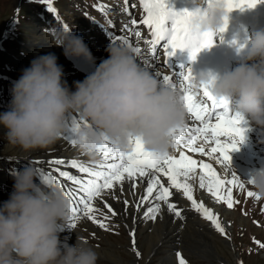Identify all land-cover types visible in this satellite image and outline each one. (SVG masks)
<instances>
[{
	"label": "clouds",
	"instance_id": "clouds-1",
	"mask_svg": "<svg viewBox=\"0 0 264 264\" xmlns=\"http://www.w3.org/2000/svg\"><path fill=\"white\" fill-rule=\"evenodd\" d=\"M193 3V31L218 33L229 17L223 5ZM51 36L52 45L62 48L66 58L95 62L83 38L71 29H55ZM105 52L107 58L91 74L73 82L74 90L54 53L36 55L12 83L8 109L0 112L7 145L27 155L71 132L80 152L92 159L105 143L118 154H128L136 139L157 156L174 150L173 133L188 119L183 91L162 84L128 47L110 43ZM238 55V64L222 74L192 73L188 88L209 87L233 114L264 134V30L255 32ZM73 114L78 121L69 120ZM12 179V191L0 203V264H97V251L81 237L76 236L74 244L60 239L71 215L64 193L46 184L31 166L14 172ZM244 183L264 198V166L253 170Z\"/></svg>",
	"mask_w": 264,
	"mask_h": 264
},
{
	"label": "snow or ice",
	"instance_id": "snow-or-ice-1",
	"mask_svg": "<svg viewBox=\"0 0 264 264\" xmlns=\"http://www.w3.org/2000/svg\"><path fill=\"white\" fill-rule=\"evenodd\" d=\"M48 4V11L55 12L51 6V0H41ZM129 4V0H124ZM209 4L223 5L226 13L234 9L253 8L264 0H208ZM145 15L138 22L131 18L128 24V31L133 33L137 40L141 37V26H146L151 33L152 39L146 41L150 45L149 56L155 61L157 45L163 42V48L166 59L165 65H168L169 58L173 56L177 49L187 50L189 58L195 60L197 53L202 49L209 48L214 42V37L225 32L228 18L225 16L224 24L216 34H200L193 31L192 18L190 11H173L167 0H140ZM135 7V5H131ZM57 19H59L57 17ZM67 31L69 27L64 26ZM115 39L122 42V45L128 47L137 56L142 54V49L127 38V36H117ZM234 43V42H233ZM151 67V64L145 63V69ZM156 77L164 85H172L183 91V105L189 117H191L196 126L189 128L186 124L173 133L175 149L179 151V156L165 154L157 156L145 151L142 142L139 139L133 140V148L128 154H118L110 144L105 143L99 152L102 163L92 167L76 159L63 160L54 159L44 161L52 172H45L36 168L42 180L49 186L58 187L71 203V215L69 217V227H75V220L82 214L88 220L98 225L104 231H110L112 228L111 220L116 217L117 212L113 207L104 203L103 207L106 213L95 207L97 200H103L104 197L117 199V192H125V184L130 190H135L140 180H147L145 193L142 194L134 206L139 210L147 204L144 211L145 220H155L161 211V204L166 205L167 210L173 213L177 218L183 219L182 212L176 204L171 202L173 193L170 189L182 192L183 196L191 202V207L200 213V215L210 221L211 225L221 235H226L219 219L213 212L204 207L202 203L193 198V189L188 182L200 169V187H207V191L218 201L226 204L228 209H232L239 203L232 197V187L244 188V183L233 172L229 180L222 179L209 163L203 160L194 159L191 155L185 153H199L201 156H209L217 160L226 169L231 167L230 153L237 150L239 142L244 140L245 129L241 127L245 123L244 118L239 114H233L227 106V102L216 99L209 87H202L199 95L202 99H197L188 84L192 79L191 68L184 69L179 73L172 72L171 75H162L159 71H154ZM70 121H78V117L73 114L69 117ZM79 126V124H77ZM63 139L72 146L76 145L71 132L62 136ZM37 163H40L37 161ZM61 166L73 168L83 174L78 178L69 174L66 170H61ZM55 172L59 173L65 181L70 184L62 185L57 179ZM87 177V179L83 178ZM162 177H166L167 186L162 182ZM249 197L259 200L260 197L253 191H248ZM124 210L127 211L129 201L122 199ZM132 237V251L136 256L140 253L135 248V233L130 231ZM178 264H187V261L177 252Z\"/></svg>",
	"mask_w": 264,
	"mask_h": 264
},
{
	"label": "rangeland",
	"instance_id": "rangeland-1",
	"mask_svg": "<svg viewBox=\"0 0 264 264\" xmlns=\"http://www.w3.org/2000/svg\"><path fill=\"white\" fill-rule=\"evenodd\" d=\"M131 5H135V7H131ZM51 6L55 12H49L48 4L42 3L41 0H0V112L8 109L12 82L19 78L21 70L28 67L36 55H44L49 52L60 55L62 63L58 64L63 66L65 79L70 89H73L74 81H82L95 70L97 65L91 66L83 58L68 59L64 56L62 48L53 46L51 36L53 30L67 25L75 35L83 38L95 58V62L99 64L100 57L107 58L108 54L105 52V48L110 43H115L112 42V39L117 34L118 27L121 28L123 24H128L123 21L125 16L130 19L129 14H131V18H134L144 13L140 0H129L128 5L124 0H51ZM245 10L246 17H242L247 20L248 24L253 27H264V2L258 3L254 9ZM231 14H235L233 17L239 16L236 12H230L229 16H232ZM228 20L235 22L231 17H228ZM238 21L239 24H245L241 18H238ZM139 30L141 31V29ZM245 30L248 32L250 29L245 25ZM42 46L48 48L49 51L43 53ZM147 49L150 50L149 47L142 46V53H146ZM163 49V42H161L157 45L153 67L159 69L163 75H171V70L158 65L162 62ZM234 67L235 65H233ZM242 147L243 145L240 146L241 149ZM63 149L60 152H66L68 155L69 153ZM74 149L79 150L77 146ZM41 151L36 155L46 157L59 152L58 147L54 145ZM79 151L72 155L69 154V156H74L73 158L76 160L80 158V160L86 161V157H83L84 154H79ZM22 157L23 154L19 149L7 145L3 139V131L0 130V203L7 200L12 191V174L14 172L27 166L38 168L33 161L30 163L29 160H23ZM52 159L54 158L49 157L45 161ZM98 160L95 159L97 162ZM37 164L43 165V161ZM61 168L68 167L61 166ZM58 177H60L59 173ZM199 196L210 204L209 207L212 206L211 196L204 192ZM236 200L239 203L235 204L232 209H228L223 202L214 206L212 212L218 217L226 235H221L212 228V234H208L206 231L202 232L205 235H202L205 241L196 232L190 231V227H192L190 221L196 224L194 221H197L201 215H197L196 211L192 208L188 209L189 207L186 206L189 216L185 218L183 216L185 214L182 213L183 219H178L179 230L182 228L181 233L175 232L173 238V241L177 242L174 244L180 247V250L175 254L179 252L187 264H264V198L256 200L254 197L247 198L242 195L237 196ZM98 208L105 213L107 211L103 206ZM163 213L161 210L159 214ZM118 217L117 213L116 217L112 218L110 231H104L83 217L79 224L80 227H78V231L82 235H75L70 243H75L76 236L81 237L89 246L105 256V258L98 256V259L106 264H118L116 260L118 255L124 259L125 264H135V262L158 264L159 259L165 256L164 252L169 250L166 240L164 244L159 245L155 254H150L145 237L148 236L147 238H151L152 241L153 239L156 241V237L150 226L144 227L140 224L135 228V233L138 236L137 244L141 250L140 255L135 256V253L128 247L131 244L129 239L131 230L128 231ZM151 221L153 225L154 223L159 224L157 219L149 220V222ZM197 226L201 227L198 223L194 228ZM188 230L191 232L190 234L186 233ZM207 240L213 246H209ZM111 252L112 254H110ZM173 264H178V258Z\"/></svg>",
	"mask_w": 264,
	"mask_h": 264
},
{
	"label": "bare ground",
	"instance_id": "bare-ground-1",
	"mask_svg": "<svg viewBox=\"0 0 264 264\" xmlns=\"http://www.w3.org/2000/svg\"><path fill=\"white\" fill-rule=\"evenodd\" d=\"M167 2H168V6L173 11H176V12H181V11H190L191 12V11L195 10L193 0H175V1L167 0ZM254 8L255 7L249 8V9H254ZM245 9H248V8H245ZM245 9H243V10L234 9L232 11V12L238 13L239 16L233 17V15H235V14H231L232 16H229L232 19H234L232 21H235V22H231L228 20L227 28H226L225 32H223L220 35L215 36L214 37V46L210 47L213 51L212 57L221 64L224 71L231 70L233 68V65L236 66L238 64L239 59H240L238 52L242 54V52L247 49L250 38L255 32L264 30V27H261V26H254L253 27L247 23V20L242 17V16L246 17V15H245L246 10ZM238 11H240V12H238ZM143 15H145V14L141 13L139 16L134 17L132 19H136L139 22ZM238 18H241L242 20H244L245 24L244 23L239 24ZM129 20L130 19H127V16H125V19L123 21L125 23L129 24ZM128 24L127 25L123 24V26L121 28L118 27L117 34H115L114 38L112 39V42L122 44L121 41H119L115 38L117 36L124 35V36H127V38L133 43L134 46L138 44V46L141 49H142V46H144V45H145V47L150 48V45L148 43H146V41H150L152 39L151 33L149 32L148 28L146 26H141L139 28V29H141V37L139 38V40H137L135 35L128 31V27H127ZM245 25L250 29V30H248V32H246V30H245ZM245 35L248 38L244 37ZM241 45H244V50L239 49V47ZM41 50L43 53H46L49 51L48 48H46L44 46L41 47ZM149 52H150V50L147 49L146 53H142L140 56H137V55L136 56H137L138 62L140 61V64L143 67H145L146 62L151 64V67H149L148 70L150 72L154 73V71H159V69L153 67L154 61H152L151 58L149 57ZM176 52H178L179 55L176 58L171 56L169 58L168 65H165L164 61L166 59V56H165V52L163 51L162 62H160L158 65L165 66L168 70H171L172 72H176V73H179L182 70V67L184 69L191 68L193 74H199L201 72H204V70L207 67V62L211 58L210 55L206 54L205 49H202L199 52V54L196 56L194 61L189 58V54H188L187 50L182 51V50L177 49ZM56 56L58 58V63H62L60 55L57 54ZM103 59H106V58L100 57L99 60L102 61ZM183 62H186V64L183 66L180 65V63H183ZM90 65L95 66V65H98V63L94 62V63H90ZM192 92L194 94H197V99H202V96L199 95V93H200L199 90L198 91H192ZM186 125L189 128L196 126L193 119L191 117H189V115H188V119L186 121ZM241 127H243L245 129L244 140L242 142L238 143V145H237V147L239 149L238 151H233L230 153L231 167H229L228 169H226L223 165L218 163L217 160L212 159L209 156H201L199 153H188L186 149L184 151L187 155H191L194 159L203 160L205 163H209L213 167V169L218 173V176L220 178L225 179V180H229L232 178V173L234 172L240 178L241 182L244 183V180L249 178L250 173L253 170L259 169L261 166H264V143L260 142L262 139H264V134H262L259 129L255 128L254 126H250L247 123H242ZM64 144H66V145H64ZM52 145L58 147L59 152L55 153L54 155L46 156L48 158L53 157L54 159L70 160V159H74L73 158L74 156H69V154L72 155L74 153H77V151H79L78 149H74V147H76V146L70 145L68 142H66L63 139V137H61L59 140H57ZM241 145H243L242 149L240 148ZM62 148H64L63 150L64 151L66 150L69 154L67 155L66 152H64V153L60 152L62 150ZM70 149H71V151H70ZM40 152H42V151L36 150V151H33L27 155L23 154L22 159L23 160H25V159L29 160L30 163L33 161L36 164V167L44 170L45 172H52L53 170L51 168H49V166L46 163H43V165L37 164V161H39V162L43 161L44 162L45 159H48L43 155H36V153H40ZM79 154H83V153H80V151H79ZM169 154L178 157L179 151L174 149ZM98 156L95 158V159H99L98 162L95 161V159H92L86 155H83V157H86V159H85L86 161H84V160L83 161L85 164L92 166V167H95V166H97L96 164L102 163L101 157L100 156L98 157ZM54 159H52V160H54ZM244 159H247L249 161L248 165H246L244 163ZM78 161L83 162L82 160H80V158L78 159ZM89 163H91L92 165ZM253 167H256V168L254 169ZM61 170H66L69 172V174H71L73 176H77L78 178L83 176V175H81V173L78 172V170L73 169V168H61ZM54 174L56 175L57 179L60 180L62 185L70 184V182L65 181L63 177H58V172H55ZM200 175H201L200 169L197 168L193 177L188 181L191 184L192 189H193V198L197 202L202 203L204 205V207H206L212 211V210H214V206H218L220 203L211 195V193H209L207 191V187H205V188L200 187ZM83 178L87 179V177H83ZM37 182H39V181H37ZM162 182L165 183V185L167 186L166 177H162ZM124 187H125V192L123 194L117 192V197H118L117 199H112L111 197L106 196V197H104V199L102 201L97 200L95 202V207L98 208L100 206H103L104 201H107L108 204H110L113 207V209L116 210V212L119 215V217H118L119 220H121V222L126 226L128 231L131 230V231H134V233H135V228L137 226H139L140 224L144 225V227L147 225L150 226L153 234L156 237V241L154 239L152 241L151 238H147L148 236L145 237V242H146L147 248L150 250V254H155L159 249V245L164 244V242L166 240L167 244H169V247H168L169 250H166L164 252L165 256L159 259L158 264H163V263L173 264L177 258L175 252L180 250V247L177 246L176 244H174L177 242L173 241L175 232L181 233L180 231L182 230V228H181V230H179V221H178L179 218H177L173 213H170L167 210L166 205L161 204V210L164 213L159 214L156 218L159 224L156 225V223H154V225H153L152 221L149 222V220L144 219L143 214H144V211L146 210L148 205L147 204L143 205L139 210H137L134 206L135 202L139 200L140 196L145 193V189L147 187L146 178L140 180V182L137 184V188L135 190H130L127 184H125ZM226 187H232V197L234 200L237 199V196L240 197L242 195L247 196V198H248L249 196L247 195V192L248 191L254 192V189L252 188V186L245 184V183H244V188H239L236 186H226ZM170 191L173 193L172 197L170 198L171 202L176 204L177 208H179L182 211V213L185 214L183 216L185 218H187L189 216L188 215L189 212H187L186 206L189 207L188 209H191L192 208L191 202L188 201L186 199V197L183 196L182 192H177V190H175V189H170ZM203 192L206 193L207 195L211 196V198H212V206L211 207H209L210 204H208V202L205 201L204 198H201V196H199V194L203 193ZM125 198L130 202L128 207H127V211L124 210V205L121 202L122 199H125ZM196 214L200 215V214H198L197 211H196ZM83 217L84 216L81 214L80 218L75 220V227L74 228L69 227V220H68L67 228L63 232L60 233V239L62 241L65 240V238H67V242L69 244H71L70 240H72V237H74L75 235H82L81 232L78 231V227H80L79 224L83 220ZM198 220H197L198 222L194 221V222H196V224H194L192 221H190V225L192 226V227H190V229H191L190 231L196 232L199 235V237L205 241V238H204L205 235L202 232L206 231V232H208V234H212V231H213L212 228H214V227L211 225L210 221H207L202 216H200ZM198 223L201 225V227L199 228V226H197V228H194ZM190 231L188 230V231H186V233L188 232L190 234L191 233ZM202 235H204V236H202ZM137 237L138 236L135 233V248H136V251L140 252L141 248L137 244L139 242V239L137 240ZM129 239L131 240L130 241L131 244H129L128 247H129V250H131L132 237L130 236ZM206 242L209 246H213L208 240ZM212 250L214 251L213 248H212ZM97 254H98V256H102L100 258H105V256L100 254L99 251H97ZM110 254H112V252ZM131 254H132V252H131ZM116 260H117L118 264H125L124 259L120 255L116 256ZM110 262H112V261L110 260ZM128 262H131V261H128ZM97 263L98 264H106L99 259H98ZM130 264H134V263H130ZM135 264H138V263L135 262Z\"/></svg>",
	"mask_w": 264,
	"mask_h": 264
}]
</instances>
